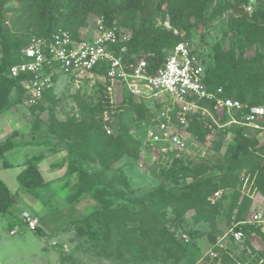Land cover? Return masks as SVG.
Segmentation results:
<instances>
[{
  "label": "trees",
  "instance_id": "trees-1",
  "mask_svg": "<svg viewBox=\"0 0 264 264\" xmlns=\"http://www.w3.org/2000/svg\"><path fill=\"white\" fill-rule=\"evenodd\" d=\"M248 4L249 0H0V115L14 103L26 99L23 82L27 75L12 77L9 70L24 61L23 49L33 37L49 39L59 29H67L75 40H81L90 18L103 17L106 24L117 23L131 30L127 56L144 58L149 71L155 73L168 51L179 41L189 42L197 31L209 28L215 18L227 14L225 34L230 35L232 42L227 47L220 42L212 46V61L208 62L205 81L211 90L223 87L225 95L242 102V110L233 113L241 119L249 113L250 107L264 105V0H257L251 12L246 10ZM161 17L163 22L159 21ZM165 21L184 35H175L164 25ZM107 68L108 64L102 62L93 71L95 75L105 76ZM52 87L45 91L42 100L50 98ZM12 92L16 93V100H12ZM72 98L75 110L64 120L53 112L49 115L48 131L57 137L60 145L57 152L65 150L73 155L66 161L65 175H78L86 171L88 164L98 163L102 168L95 173L96 181L115 189L123 199L114 205L97 208L75 223L79 235H94V224L104 230L103 248L96 252L98 256L124 264H181L188 258L193 242L172 230L171 221L186 227V214L192 212V225L208 223L210 229L206 235L213 247L222 234L219 228L221 203L211 198L214 193L222 190L224 198L227 193H233L228 208L230 213L234 211L233 220L243 219L252 203L242 192L243 173L249 176L251 190L264 196V141L249 135L247 126L237 123L220 128L232 135L224 161L210 164L201 160L187 164L181 157H175L170 165L154 166L159 183L151 190L136 194L123 178L121 182L128 190L116 189L115 184L122 174L117 176L114 164L123 156L138 158L142 147L125 115L133 113L139 120L149 121L153 116L151 109L145 101L130 93L117 104L105 95L94 101L76 92ZM41 101L30 106L32 113L44 111ZM52 101L57 102L55 98ZM201 103L209 107L219 124L230 120V115L220 112L213 102ZM110 108L115 109L117 121L115 132L109 134L104 112ZM37 121L31 132L32 136L41 137ZM259 122L263 123L264 119ZM216 128L217 124L209 115L195 113L186 129L195 139L205 142ZM15 135L13 132L0 142L3 167L13 166L5 156L17 145ZM44 157V154L34 155L24 162V168L17 175L18 191L34 193L49 183L39 167ZM110 171L114 172L112 176L108 174ZM84 193L81 192L76 200ZM15 197L0 179V215L11 213ZM169 208L174 213L172 219L166 214ZM244 230L248 245L253 234L264 238L258 228L245 226ZM187 231L191 238L199 234L197 230ZM35 232L41 229L38 227ZM216 262L238 264L226 253L212 258L209 264Z\"/></svg>",
  "mask_w": 264,
  "mask_h": 264
},
{
  "label": "rangeland",
  "instance_id": "rangeland-1",
  "mask_svg": "<svg viewBox=\"0 0 264 264\" xmlns=\"http://www.w3.org/2000/svg\"><path fill=\"white\" fill-rule=\"evenodd\" d=\"M227 17L228 15L224 14L215 18L209 28L197 31L189 41L197 51L206 57L208 62L212 61V46L215 43L220 42L223 46L227 47L232 42L230 35L225 34L228 30ZM95 21V16L90 18L89 25L83 33L84 37L92 35ZM159 21L163 22L162 17L159 18ZM55 76L50 98L41 101V104L45 107L44 111L32 113L27 99H24L22 103H14L13 110H11L18 121L19 130L24 134L18 139H29L28 132L35 124V121L38 120L40 129L38 132L42 136L39 137L37 135V138L32 136V134L34 135L33 131L30 133V136L33 141H43L42 149L46 150V153L49 154L57 153V148L60 147L57 137L48 131L49 115L53 112L57 118L64 120L75 110V103L72 98L73 94L80 92V94H85L94 101L105 95L110 98L113 104L122 101L128 94L127 89L122 83L109 82L99 75L93 77L85 76L79 81L76 80L74 75L61 70L56 72ZM109 87H111V90H109ZM11 98L12 100H16L17 96L15 92H12ZM53 98L57 100L56 103H52ZM146 104L153 109V103L146 102ZM6 112L0 117V142H3L15 129L14 122L8 119L9 115ZM125 120L130 125L132 133L142 142L141 154L136 159L123 156L114 164V167L117 169L116 171H118L117 176L120 177V173L122 174V177L117 180L115 185L116 189L122 188L128 190L121 182L123 178L128 181L129 188L134 190L136 194H142L151 190L159 183L153 171L155 161H153L150 151L143 145L148 121L139 120L133 113L126 114ZM104 121L112 130V133H114L117 121V113L114 108L107 109L104 112ZM259 125L263 128L247 126V133L257 137L260 141H264V122H259ZM216 129L213 130L211 135L207 136L205 142L198 141L190 132L180 129L182 135L186 137L187 147L180 153L179 157L187 164H193L201 160H207L210 164H215L218 160L224 161L232 135L231 133L224 132L223 129H217L218 131L216 132ZM32 130H35V127ZM28 151V155L39 152L38 148L34 146L29 148V150L24 147L9 150L5 157L13 164L11 167L1 166L3 160L0 158V179L7 184L12 194L16 195L11 207V213L0 215V264H44L39 261V257L46 260L48 256L50 258H48L45 264H124L114 263L96 254L97 251L103 248L102 234L104 230L99 225H93L94 235H79L76 230L77 224L75 223L81 220L80 218L83 219L86 214L97 208L114 205L117 202L123 201L115 189H111L96 181L95 173L101 170L102 167L98 163L88 164L86 171L75 175V180L72 178L74 181L70 180L69 183L64 182L66 184L63 185L61 191H58L55 185L39 189V192H42L44 195L43 200L41 196L37 197V193L35 192L18 191L19 183L17 175L22 170L20 163L25 161ZM72 156V154L69 155L66 152L64 157L56 159L53 163L59 167L67 165L66 161L71 160ZM50 163H52V160L42 163L40 169L43 177L45 179L52 177L59 179L62 177L60 175L56 176L54 172L50 171ZM108 174L112 176L114 172L110 171ZM95 184L96 187H93ZM75 188H77V191ZM74 191L76 192L73 193ZM81 192L85 193L80 199L76 200ZM232 195L233 193L229 192L225 198L222 196L216 200L221 203L219 228L222 233L229 228L234 218V211L230 213L228 209ZM24 210H28L38 217L40 221L39 228L45 234L48 243L51 244L52 238L57 236L55 238L57 241L55 245L48 247L49 249L39 247V240L42 237L21 223L19 214ZM166 214L168 218H174L171 208L166 210ZM192 214V212L186 214L188 221L186 227L178 225L175 221L169 223L172 230L181 236L182 234H187L188 236L189 232L187 230L189 229L199 232L195 238L187 237L188 240L193 242V245L188 258L181 264H209L212 257L207 252L212 245L206 232L210 227L205 222H201L197 226L192 225ZM14 225H18L20 228L16 234L12 235L10 230L15 228ZM249 243L250 245L245 242L241 246H236L234 248V256L235 258L239 257V260L249 261L250 259V264H256L264 254V238L254 234L250 236ZM216 264L220 263L216 262Z\"/></svg>",
  "mask_w": 264,
  "mask_h": 264
},
{
  "label": "built area",
  "instance_id": "built-area-1",
  "mask_svg": "<svg viewBox=\"0 0 264 264\" xmlns=\"http://www.w3.org/2000/svg\"><path fill=\"white\" fill-rule=\"evenodd\" d=\"M256 2L249 0L246 10L251 12ZM164 25L175 35H184L183 31L173 28L169 21H165ZM131 37L129 28L117 23L106 24L103 17L96 18L92 35L81 40H75L67 29H59L49 39L33 37L23 49L24 61L13 65L9 76L27 75L23 84L27 90V102L33 106L53 86L56 72L62 70L80 81L85 76H95V66L106 62L107 73L100 77L112 83L120 82L128 93L153 103V109L150 108L153 116L147 122L143 145L150 151L156 166L171 164L186 149V137L180 129L188 132L186 128L195 113L209 115L217 124V129L233 123L263 128L259 121L264 119V105L250 107L249 113L237 119L233 113L242 110V102L225 95L223 87L213 90L208 87L205 81L208 60L190 42L179 41L168 51L162 66L151 73L144 58L127 56V42ZM202 101L213 102L220 112L226 111L230 115V120L226 124H219ZM106 129L107 133H112L107 125ZM242 176V192L252 199L249 213L241 220H233L231 226L217 237L214 246L207 252L212 258L219 257L221 253L235 258L234 248L245 242V226L258 228L264 233V197L251 190L249 176L244 173ZM223 193L219 190L211 198L217 200ZM20 218L22 224L31 230L39 227L38 217L28 210H24ZM19 228L15 226L10 233L16 234ZM182 237L187 239L186 234H182ZM235 259L238 264H250L251 261ZM256 264H264V257H260Z\"/></svg>",
  "mask_w": 264,
  "mask_h": 264
},
{
  "label": "crops",
  "instance_id": "crops-1",
  "mask_svg": "<svg viewBox=\"0 0 264 264\" xmlns=\"http://www.w3.org/2000/svg\"><path fill=\"white\" fill-rule=\"evenodd\" d=\"M11 110H13V105L8 109V110H6L5 112L6 113H8L7 115H9L8 116V119L10 120H12L13 122H14V124H15V126H14V130L12 131V133L13 132H16V135L14 136V140H15V142L17 143V145L14 147V148H20V147H24V148H26L27 150H29V148H31L32 146H34L35 148H38V150H39V152H37V153H33V154H31V155H28L29 154V151L26 153L27 155V157H26V159H25V161L27 160V159H29L30 157H32V156H34V155H41V154H44L45 155V157H44V159L41 161V163L39 164V167L41 168V165H42V163L44 162V161H47V160H49V162L52 160V163H50L49 164V169H50V171L51 172H54V175H60V176H62V177H60L59 179H56V178H54V177H52V178H49V179H45L46 181H49V183H47L44 187H47V186H49V185H55L56 186V188H57V190L58 191H61L62 189H63V185L64 184H66V183H69V181L70 180H72V178L75 180V178H74V176H75V174H73V175H70V176H66L65 174H66V170H67V165L65 164V165H61L60 167L58 166V165H55L54 163H53V161H55L56 159H61L62 157H64V155L66 154V151L65 150H63V151H59V152H57V153H54V154H49V153H46V150L44 151L43 149H42V145H43V141H40V140H35V141H33L32 140V137L30 136V133H31V128H30V130H29V132H28V135H29V139H18L19 137H21V135H24L23 134V132L21 131V130H19V127H18V121L16 120V117H15V114L14 113H12L11 112ZM4 112V113H5ZM4 113H2L1 115H3ZM1 115H0V117H1ZM11 133V134H12ZM25 161H22L21 163H20V166H22L21 168L23 169L24 168V166H23V164H24V162ZM11 163V162H10ZM41 170V169H40ZM74 180H72V181H74ZM64 182H66V183H64ZM44 187H42V188H44ZM42 188H39V189H42ZM62 188V189H61ZM39 189H37L36 190V192L35 193H37V197H40L41 196V198L44 200V198H43V193L42 192H39ZM261 195V194H260ZM261 196H263V195H261ZM264 197V196H263ZM46 200V199H45ZM48 205V204H47ZM50 208V207H49ZM34 214V213H33ZM20 215V217H21V214H19ZM35 215V214H34ZM87 215V214H86ZM85 215V216H86ZM7 217H9V216H7ZM80 219H82V218H80ZM20 220H21V218H20ZM73 220V219H72ZM21 223H22V220H21ZM14 226H17V225H14ZM22 228V227H21ZM12 230V229H11ZM10 230V231H11ZM38 235L40 236V237H42L41 238V240H39V247H41V248H44V249H49L48 247H51V246H53V245H55L56 243H57V241H56V237L55 238H52V240H51V244L50 243H48V239H46V236H45V234L44 233H42V232H39L38 233ZM254 235V234H253ZM252 235V236H253ZM50 242V241H49ZM50 244V245H49ZM48 258H50V256H48ZM48 258L46 259V260H43L42 258H40L39 257V261L40 262H42V263H46V261L48 260Z\"/></svg>",
  "mask_w": 264,
  "mask_h": 264
}]
</instances>
